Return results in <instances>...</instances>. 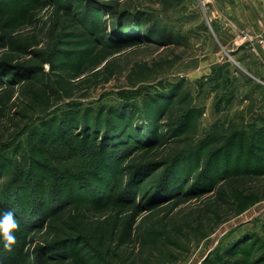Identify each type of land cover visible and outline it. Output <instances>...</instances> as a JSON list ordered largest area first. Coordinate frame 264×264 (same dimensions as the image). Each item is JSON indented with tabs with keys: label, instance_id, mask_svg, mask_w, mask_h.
<instances>
[{
	"label": "rangeland",
	"instance_id": "obj_1",
	"mask_svg": "<svg viewBox=\"0 0 264 264\" xmlns=\"http://www.w3.org/2000/svg\"><path fill=\"white\" fill-rule=\"evenodd\" d=\"M2 61L32 63L31 77L48 76L56 92L29 104L24 78L0 75V98L14 91L0 115L1 186L15 161L33 156L44 184L54 180L49 168L74 182L76 173L100 186L105 205L76 198L21 240L16 231L9 252L22 259L0 264H264V0L26 1L0 14ZM58 130L76 155L52 142ZM105 148L116 157L102 171ZM220 148L214 161L225 176L196 186ZM184 172L181 193L158 202L155 189ZM116 219L104 245L89 238ZM57 237L70 258L39 262Z\"/></svg>",
	"mask_w": 264,
	"mask_h": 264
},
{
	"label": "trees",
	"instance_id": "obj_2",
	"mask_svg": "<svg viewBox=\"0 0 264 264\" xmlns=\"http://www.w3.org/2000/svg\"><path fill=\"white\" fill-rule=\"evenodd\" d=\"M26 1H32V0H0V14L6 11L7 9L19 10L21 5ZM34 67L35 65H33L32 63L9 64L8 62H3V61L0 62V75L4 73L7 75H10V73H17L19 80L24 78L25 84L22 87L23 90L21 93L24 96H28L30 98L29 104L38 103V102H46L48 95H50V93L52 94L56 92V89L52 87L48 76H46L43 79H41L42 78L41 77L38 80L37 79L34 80V78L31 77V73L33 72V70H35ZM37 70H40V69H37ZM1 80L3 79H0V82ZM35 82L41 83L39 88L34 87V85L36 84ZM10 93H11L10 96L9 95L6 96L7 100L0 98V115L7 107H9L8 106L9 102L7 101H10L14 97V91H10ZM121 94L126 99H131L134 97L133 95L131 96L129 93H125V92H122ZM170 119L171 121L173 120V118H170ZM83 126H85L86 130H90L89 127H96V124H93L91 126L89 125L87 126L86 124H83ZM63 131L64 130H60L59 132H56V136H54L52 142L57 144L60 141L59 139L63 140V142H65L63 149H66V151H68V153H70L71 155H76L77 150L75 149V146L71 143V141H69V139L65 136V132ZM151 139H153V132L151 131L143 135L142 137L143 141L151 140ZM114 140L116 142V139ZM3 144H5V141L2 138H0V149L3 148ZM109 144H112V143L109 142ZM56 148L58 147L56 146ZM109 150L110 149L106 151V148L103 150V152L99 150L98 154H99L100 160H102V166L101 165H99L100 167L98 166L99 170L103 171L106 166H110L111 164L110 162L114 160V157H116L114 156L113 153H111L113 150L112 149L111 151ZM215 153H216L215 155L209 154L207 159L204 160V165L201 171L196 173L195 175L196 186L201 184L202 182L201 180L203 179L202 177L206 175L207 176L210 175L216 178L219 176L220 177L225 176L220 173L222 171H219V168H221L220 165H216L217 162L214 161L216 155L218 156L219 154L220 156L222 154V148L217 149ZM37 162H40L39 159L33 156L29 158L28 165L24 164L22 166H19V162L15 161L13 177L9 180L8 184H4V187H2L0 183V214H2L5 211H11L14 213L15 218L20 224V228L18 232H21V233H19L20 235L17 236L18 239L21 240L22 238L21 235L23 233V230L28 231V230L33 229L34 226L36 225L41 224L40 226H42L48 223L51 220V218L54 217L65 206L69 205L70 203L72 204L73 202H75L76 198H78V200L82 199V201L88 200L90 202H96L97 203L96 206L105 205V202L103 199L105 198V196L103 195V190L100 191L99 189L100 186L98 184H94V182L90 181L87 178L85 179L83 177H78V174L76 173L73 174L74 175L73 177L76 178L77 182L76 181L74 182L73 180H69L68 178H66L64 175L57 174V171L55 169L49 168L47 170L49 172L54 173L53 175L54 180L52 183L49 184V186L47 184H44L45 179H47L46 174L44 173L37 177V174L35 173V169L33 168V163H35V165L40 164ZM1 166L2 165L0 164V179L4 176L3 175L4 168ZM216 171H219V172H216ZM228 171H230L229 167H228ZM100 172L97 171L94 173V175L97 179L103 182L102 180H104L103 178H105V176L103 175L105 174H100ZM234 172L238 173L240 171H238L237 169V171H234ZM187 176H188V172H184V174L182 173L181 175L172 174L171 176L166 178L164 182L162 181L161 185L157 187L154 191V196L155 197L157 196V201L160 202V201L166 200L167 198H170V199L174 198L173 195L180 192L179 186L183 183V181L187 178ZM57 182H59L58 185H57ZM151 183H152L151 184L152 186L154 183L153 182ZM219 188L223 189V186ZM81 190H84V192L87 191L89 194V197L88 198L83 197L84 194H83V191ZM131 190L133 191V192L130 191L131 197H135L134 194L137 192L138 189L134 187V189H131ZM111 196L112 195L109 194L107 195V198H111ZM100 222L101 224H105L106 226H108L106 223L107 221L101 220ZM132 223H133V220H132ZM132 223L130 221L126 223L124 227L125 233L123 234H127V233L130 234L132 232V226H133L131 225ZM118 225L119 223H118V220L116 219L114 224L110 223V227H108V229L102 230L101 233H98V234L93 233L95 236L89 233V238L91 239L96 238V240L99 243H101V245H104L106 243V239L108 235L114 236L115 230L118 228ZM83 227L88 228V229H94L88 223H85ZM109 228L112 229L111 232H109ZM67 241H68L67 239L65 240L59 237L55 238L52 241L53 243L52 245L44 248L45 251L44 250L42 251L44 254H41V252L38 254V256H42L40 260L38 258L35 260L37 262L38 260L39 262H45L46 260L50 258L58 259V260H62V259L67 260L71 256L69 252L67 251L68 249H66V251H61L62 247L64 248L66 245H69ZM91 252H92V248L87 251V255H89V257L91 256L90 255ZM74 254H75V257H78V254L76 252ZM3 256H5L4 258H7L5 260L9 262L21 261L22 259V254L20 255L11 254L9 251H6L4 250V248L0 247V260L3 259ZM84 260H86V258ZM84 260L80 259L79 260L80 264H89L90 261L88 260L84 261ZM96 261L97 260L94 257H92V260H91V262H93L92 264H96L95 263ZM202 264H205V263H202Z\"/></svg>",
	"mask_w": 264,
	"mask_h": 264
},
{
	"label": "clouds",
	"instance_id": "obj_3",
	"mask_svg": "<svg viewBox=\"0 0 264 264\" xmlns=\"http://www.w3.org/2000/svg\"><path fill=\"white\" fill-rule=\"evenodd\" d=\"M20 228V224L11 211H5L0 214V237L3 240V248L11 251L16 244L15 232Z\"/></svg>",
	"mask_w": 264,
	"mask_h": 264
}]
</instances>
